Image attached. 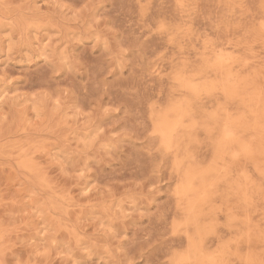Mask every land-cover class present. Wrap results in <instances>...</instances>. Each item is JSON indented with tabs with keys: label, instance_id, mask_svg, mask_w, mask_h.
Returning <instances> with one entry per match:
<instances>
[{
	"label": "rangeland",
	"instance_id": "obj_1",
	"mask_svg": "<svg viewBox=\"0 0 264 264\" xmlns=\"http://www.w3.org/2000/svg\"><path fill=\"white\" fill-rule=\"evenodd\" d=\"M0 264H264V0H0Z\"/></svg>",
	"mask_w": 264,
	"mask_h": 264
},
{
	"label": "bare ground",
	"instance_id": "obj_2",
	"mask_svg": "<svg viewBox=\"0 0 264 264\" xmlns=\"http://www.w3.org/2000/svg\"><path fill=\"white\" fill-rule=\"evenodd\" d=\"M227 124H228V123H227ZM227 124H226V125H227ZM228 126H229V125H228ZM225 129H226V128H225ZM228 130H229V128H228ZM230 131H231V130H230ZM231 132H232V131H231ZM227 133H228V132H227ZM232 133H233V132H232ZM230 136H231V135H229V137H230ZM232 136H233V135H232ZM227 140H228V137H227Z\"/></svg>",
	"mask_w": 264,
	"mask_h": 264
}]
</instances>
